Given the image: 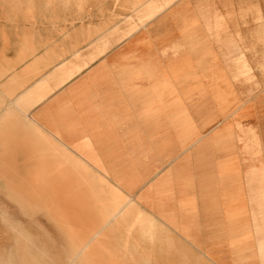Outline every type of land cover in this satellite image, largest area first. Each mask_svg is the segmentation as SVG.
I'll list each match as a JSON object with an SVG mask.
<instances>
[{"label":"crops","instance_id":"obj_1","mask_svg":"<svg viewBox=\"0 0 264 264\" xmlns=\"http://www.w3.org/2000/svg\"><path fill=\"white\" fill-rule=\"evenodd\" d=\"M21 1L0 3V149L31 206L85 195L80 228L131 264H264V86L245 57L183 7L173 33L127 41L176 0H115L125 30L96 0Z\"/></svg>","mask_w":264,"mask_h":264},{"label":"rangeland","instance_id":"obj_2","mask_svg":"<svg viewBox=\"0 0 264 264\" xmlns=\"http://www.w3.org/2000/svg\"><path fill=\"white\" fill-rule=\"evenodd\" d=\"M24 1L26 4L35 2ZM95 2L107 16L109 28L125 30L131 23L130 7L116 4L115 0ZM0 3L2 8L7 5L11 10L23 4L21 0H0ZM255 4L262 9L264 19V0H176L152 22L133 31L127 41L145 42L157 34L173 33L178 21L175 16L183 7L184 14H193L198 18L199 38L211 45L226 62L233 61L240 53L245 57L254 75L246 82L251 83L248 86L257 92L260 86H264V29L261 26L264 21L258 20L260 12L254 8ZM6 14V18H12ZM206 21L211 29L204 25ZM214 25H218L219 29ZM127 41L122 39L120 43ZM222 45L226 46L223 53L220 50ZM243 80L240 78V82ZM171 112L168 111L166 121L174 124L175 117ZM184 114L185 111H182L181 124L188 123ZM13 158V149H0V264H131L126 260H115L117 255L112 250L114 247L109 249V237L98 239L96 244L97 236L104 230L92 238L93 228L85 231L80 228L81 224L92 223L84 203L88 198L85 195L80 197L82 207L75 206L74 196L66 197L67 208L63 210L51 201L48 207L43 205L40 198L33 200L31 206L30 200L21 193L19 182L14 181L16 170ZM71 167L77 168L74 165ZM88 182L93 185V182ZM29 184L30 181H25L26 194ZM82 192L85 194L88 190Z\"/></svg>","mask_w":264,"mask_h":264}]
</instances>
